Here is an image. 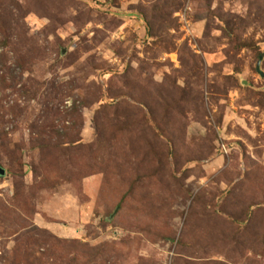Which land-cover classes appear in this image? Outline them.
Returning <instances> with one entry per match:
<instances>
[{
  "label": "rangeland",
  "instance_id": "rangeland-1",
  "mask_svg": "<svg viewBox=\"0 0 264 264\" xmlns=\"http://www.w3.org/2000/svg\"><path fill=\"white\" fill-rule=\"evenodd\" d=\"M0 167V264H264V0H0Z\"/></svg>",
  "mask_w": 264,
  "mask_h": 264
},
{
  "label": "trees",
  "instance_id": "trees-1",
  "mask_svg": "<svg viewBox=\"0 0 264 264\" xmlns=\"http://www.w3.org/2000/svg\"><path fill=\"white\" fill-rule=\"evenodd\" d=\"M69 141H70L72 144L74 143V145L76 144V142H75L73 139H70ZM69 141H67V142H69ZM67 142H66L65 140H63V139L58 141L59 144H66ZM65 259H66V258H65Z\"/></svg>",
  "mask_w": 264,
  "mask_h": 264
},
{
  "label": "water",
  "instance_id": "water-1",
  "mask_svg": "<svg viewBox=\"0 0 264 264\" xmlns=\"http://www.w3.org/2000/svg\"><path fill=\"white\" fill-rule=\"evenodd\" d=\"M5 170H3L1 167H0V176L3 177L5 176Z\"/></svg>",
  "mask_w": 264,
  "mask_h": 264
}]
</instances>
